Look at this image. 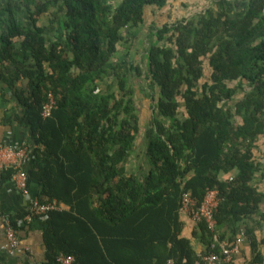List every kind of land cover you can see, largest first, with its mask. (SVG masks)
I'll list each match as a JSON object with an SVG mask.
<instances>
[{
    "label": "trees",
    "instance_id": "trees-1",
    "mask_svg": "<svg viewBox=\"0 0 264 264\" xmlns=\"http://www.w3.org/2000/svg\"><path fill=\"white\" fill-rule=\"evenodd\" d=\"M168 2L0 0V92L7 85L25 106L19 121L39 145L29 188L38 183L40 201L66 206L45 221L46 264H61V253L74 255V264H198L232 247L241 231L252 262L264 263L248 223L264 220V192L254 183L264 179L256 157L264 135V0H214L160 23ZM140 28L145 67L128 73L114 58L122 48L128 56ZM17 41L31 66H18ZM8 63L17 65L11 74ZM134 70L153 110L144 128ZM50 91L58 106L44 118ZM142 133L148 168L132 170ZM15 171L1 172L0 183ZM214 188L223 198L217 226L195 223L199 252L183 233L182 196L191 192L201 203Z\"/></svg>",
    "mask_w": 264,
    "mask_h": 264
},
{
    "label": "crops",
    "instance_id": "crops-1",
    "mask_svg": "<svg viewBox=\"0 0 264 264\" xmlns=\"http://www.w3.org/2000/svg\"><path fill=\"white\" fill-rule=\"evenodd\" d=\"M162 12H160L158 17ZM19 42L17 41V47L14 51L18 60V66L21 68L31 66L33 60L30 57V52L23 51ZM16 69L17 65L15 63L7 64L6 70L8 73L11 74ZM27 84V79L18 82V86L23 90H26ZM24 108L25 106L21 104L13 90L5 85L3 92H0V143L19 147L28 146L31 150L33 160L39 145L33 138L30 129L19 121V117L24 113ZM257 147V161L264 165V135L259 137ZM32 160L27 164V167L31 164ZM254 183L264 192V179L260 177V174L257 175ZM39 189V184L33 183L29 197L17 188L12 179L0 183V264L47 263V245L44 238L45 220H41L38 217L30 219L31 198H37ZM261 210L264 212V201ZM8 220H11L14 225L16 223L15 226L18 228V233L21 238L20 247L16 250H12L8 244L9 240L6 236V222ZM256 220H258L257 217L253 220H248V223L251 227H256V237L261 242L260 249L264 255V220L259 227L258 221ZM183 221L184 235L190 237L196 249L201 252L204 249L203 245L197 238L193 237L195 222L187 216H183ZM233 260L236 264H256L252 262L254 260V254L251 250L249 236L245 238L241 252L236 254Z\"/></svg>",
    "mask_w": 264,
    "mask_h": 264
},
{
    "label": "built area",
    "instance_id": "built-area-1",
    "mask_svg": "<svg viewBox=\"0 0 264 264\" xmlns=\"http://www.w3.org/2000/svg\"><path fill=\"white\" fill-rule=\"evenodd\" d=\"M57 99L52 91L48 93L47 100L42 105V116L48 118L52 116L54 110L57 108ZM33 156L28 146H12L0 143V173L9 167L14 166L16 169L12 180L17 188L24 194L30 197L31 191L28 182L27 164L32 160ZM232 178V177H231ZM223 200L221 193L217 188L209 189L204 200L199 203L198 199L192 196L191 192H184L182 196V203L180 212L190 217L195 223L205 220L209 228L215 229L217 220L215 214L217 213L220 203ZM66 206L60 204L57 200L40 201L38 198H31V215L38 217L41 220H48L50 213L55 210H63ZM6 236L9 240V246L12 250L20 247L21 238L18 233V228L11 220L6 222ZM248 235L245 231H241L240 236L232 247L222 245L221 251L212 252L203 256L198 264H222L231 262L235 255L240 253L242 245ZM61 264H74L75 256L61 253L58 257ZM168 264H175L173 259H170Z\"/></svg>",
    "mask_w": 264,
    "mask_h": 264
},
{
    "label": "rangeland",
    "instance_id": "rangeland-1",
    "mask_svg": "<svg viewBox=\"0 0 264 264\" xmlns=\"http://www.w3.org/2000/svg\"><path fill=\"white\" fill-rule=\"evenodd\" d=\"M214 0H169L168 4L162 10L163 12L158 17V21L160 23H164L166 21H173L183 16H188L193 13H198L199 11H203L208 6L213 3ZM184 14V15H180ZM45 17V20H47ZM134 35L131 39V51L126 55V49L122 48L121 51L115 56L114 62L120 63L122 65V69L127 71L128 73L133 70L135 65H140L141 67H145V54L147 39H146V31L143 29L132 30ZM205 71L206 77L209 76L210 69L208 65V60H205ZM136 70H134L133 74V84L137 88L138 95L136 97V103L138 108V115L141 120V127L144 128L151 116L153 114V110L151 108V101L146 96L144 92V88L147 87V82L143 78H138L136 76ZM144 131V129L142 130ZM130 169H138L142 167L143 169L148 168L147 157H146V142L144 139L143 133L137 139V147L135 152L133 153L130 160Z\"/></svg>",
    "mask_w": 264,
    "mask_h": 264
}]
</instances>
